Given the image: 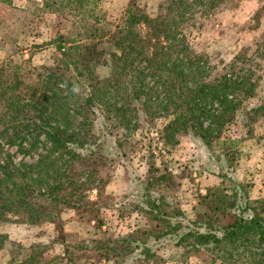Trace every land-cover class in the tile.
<instances>
[{
    "label": "trees",
    "instance_id": "16d2710c",
    "mask_svg": "<svg viewBox=\"0 0 264 264\" xmlns=\"http://www.w3.org/2000/svg\"><path fill=\"white\" fill-rule=\"evenodd\" d=\"M183 1L188 0H170L164 8L166 12L162 10L166 16L150 17L137 0H130L125 23L110 34L111 52L102 48L105 33L94 29L85 31L84 40L60 46L61 58L53 67L28 66L20 71V66H13L7 67L9 73L0 64V144L3 140L8 144L17 142L23 152H30L47 143V150L39 153L35 162L36 176L45 181L44 185L30 189L27 177L33 170L22 163V198L15 200L22 206L14 205L22 207V215L30 217L28 222H43V215H47L46 221L60 227V213L66 208L95 210V203L85 200L82 190L95 186L99 196L104 183L97 162L107 156H125L114 130H132L143 119L155 118L154 112L159 110L158 114L167 117L159 132L165 142L170 143L178 132L193 131L205 143L209 136L218 138L223 126L230 122L236 110L234 94L239 91L244 97L250 95L251 83L232 74L205 84L200 80L203 68L194 63L186 48L177 50L182 41L178 21L167 14L176 4L177 13L190 5ZM85 2L89 0H65L66 5L77 3L82 7ZM219 2L222 0H207V5ZM139 25L145 26L144 34L134 30ZM162 38L165 45L161 44ZM172 54L177 56L172 58ZM108 63L110 73L99 77L97 68ZM184 88L186 96L181 91ZM214 103L219 105L216 112L209 109ZM261 110L264 101L253 109ZM224 141L236 143L235 139ZM9 171L5 162L0 164V216L13 210L9 207L13 204L2 197L3 190H8L5 185ZM76 175L83 176L78 180ZM164 175H151L131 201L156 222L155 229L137 228L118 238H91L89 242L100 250L99 257L112 258L113 264H144L156 255L153 243L177 239L192 248L210 246L225 259L264 264V196L238 203L237 190L230 200L217 188L204 197L206 210L188 218L180 208L170 207L163 194L150 189L151 181L162 180ZM15 187L21 191L16 184ZM18 208L14 207V211ZM223 214L229 217L226 224L219 221ZM98 219L96 222H100ZM6 237L0 234V241ZM36 247L39 248H32ZM66 260L67 264H77L69 257ZM20 264L39 263L30 254Z\"/></svg>",
    "mask_w": 264,
    "mask_h": 264
},
{
    "label": "rangeland",
    "instance_id": "374dc122",
    "mask_svg": "<svg viewBox=\"0 0 264 264\" xmlns=\"http://www.w3.org/2000/svg\"><path fill=\"white\" fill-rule=\"evenodd\" d=\"M169 1L137 0L150 17L166 16L162 10L166 12ZM86 2L82 7L77 3L66 5L65 0H0V64L6 72L7 67L13 66H20V71L28 66L53 67L61 58L60 46L75 39L84 40L85 31L94 29L105 33L102 48L111 52L110 34L125 23L130 0ZM183 2L190 5L177 13L176 4L167 14L178 21V37L182 41L177 50L186 48L194 63L203 68L200 80L205 84L232 74L251 83L250 95L244 97L239 91L234 94L236 110L230 122L223 126L218 138L209 136L205 143L193 131L178 132L170 143L165 142L159 132L167 117L158 114L159 110L154 112L155 118L143 119L132 130H114L125 156H107L97 162L104 183L99 196L95 186L82 190L84 199L95 203V210L66 208L60 213V227L46 221L47 215H43V222L30 223V217L22 215V207L14 205L22 206L15 202L22 198V163L33 170L27 177L30 189L45 184L36 176L35 162L38 154L47 150V143L23 152L17 142L1 141L0 164L5 162L10 170L5 185L8 190H3L2 197L13 204L9 205L13 210L0 216V234L7 236L0 241V264H20L30 254L39 264H67L68 257L77 264H113L112 258L99 257L100 250L89 240L101 236L118 238L137 228L155 229L156 222L131 203L153 174L165 177L151 181L150 189L163 194L170 207L180 208L188 218L206 210L204 197L217 188L230 200L237 190L238 203L264 196V110L253 111L264 101V0H222L212 7L207 0ZM133 28L138 34L145 32L143 25ZM161 44L165 45L163 38ZM110 71L108 63L98 67L96 74L103 77ZM78 90L82 91V87ZM181 91L186 96V89ZM214 104L209 109L216 112L219 105ZM226 139H235L236 143ZM222 174L228 177H220ZM82 176L75 177L81 180ZM14 207L18 210L14 211ZM97 218L100 222H96ZM219 218L222 224L229 221L228 214ZM36 245L39 248H32ZM152 251L155 257L144 264H244L239 259H225L221 253L219 256L210 246L192 248L177 239L153 243Z\"/></svg>",
    "mask_w": 264,
    "mask_h": 264
}]
</instances>
